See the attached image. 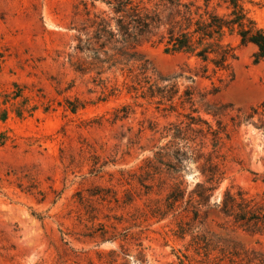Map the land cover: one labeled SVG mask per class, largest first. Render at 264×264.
<instances>
[{"label":"rangeland","instance_id":"1","mask_svg":"<svg viewBox=\"0 0 264 264\" xmlns=\"http://www.w3.org/2000/svg\"><path fill=\"white\" fill-rule=\"evenodd\" d=\"M114 4L0 0V264H264L221 211L264 192L256 47L225 34L232 72L203 73L159 34L124 43Z\"/></svg>","mask_w":264,"mask_h":264},{"label":"trees","instance_id":"2","mask_svg":"<svg viewBox=\"0 0 264 264\" xmlns=\"http://www.w3.org/2000/svg\"><path fill=\"white\" fill-rule=\"evenodd\" d=\"M248 1L251 0H157L153 8H148L142 5L145 0H116L114 11L123 13L117 25L124 43L131 45L145 35L159 34L158 41L164 44L165 51L184 52L204 62L203 73L208 72L209 64L213 73L232 72L237 55L234 46L224 43L225 34L236 36L241 46H255L254 61H264V28L250 16ZM128 57L135 59L131 53ZM137 68L147 79V62H140ZM150 95L154 96L153 90ZM215 176L216 172H212L206 182L212 184ZM198 187L205 191L213 188L203 183ZM221 211L235 223L252 227L253 233L264 234V192L248 198L227 190Z\"/></svg>","mask_w":264,"mask_h":264}]
</instances>
